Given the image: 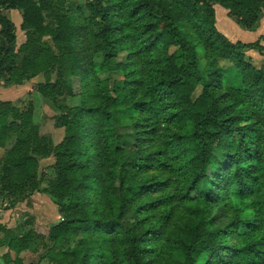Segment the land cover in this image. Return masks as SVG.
<instances>
[{
    "label": "trees",
    "instance_id": "16d2710c",
    "mask_svg": "<svg viewBox=\"0 0 264 264\" xmlns=\"http://www.w3.org/2000/svg\"><path fill=\"white\" fill-rule=\"evenodd\" d=\"M77 1L0 0V86L42 75L37 91L57 103L58 79L82 78L81 103L56 117L63 138L55 145L31 108L0 100V148L15 136L0 156V195L13 207L44 194L62 218L51 224L44 261L264 264V63L245 52L263 48L228 39L213 7L251 28L264 0ZM7 9L22 16L19 46ZM83 31L91 45L77 41ZM220 61L239 86L223 84ZM124 125L130 148L117 130ZM46 157L57 178L43 186ZM0 231V247L16 252L36 240L32 229Z\"/></svg>",
    "mask_w": 264,
    "mask_h": 264
},
{
    "label": "rangeland",
    "instance_id": "374dc122",
    "mask_svg": "<svg viewBox=\"0 0 264 264\" xmlns=\"http://www.w3.org/2000/svg\"><path fill=\"white\" fill-rule=\"evenodd\" d=\"M80 3V0L77 1ZM10 16L15 25L18 24L17 12L9 11L6 13ZM5 14V16H6ZM7 17V16H6ZM221 19V18H219ZM222 20V19H221ZM220 24V20H219ZM218 28V27H217ZM219 29V28H218ZM82 34V35H81ZM78 36L79 44L85 42L91 45L92 37L90 33L84 31ZM17 46L25 41V31L18 27L16 32ZM242 41H247V37H240ZM84 44V43H83ZM170 52L173 50L170 48ZM249 56V55H248ZM251 57V56H250ZM126 58V53L118 54L117 60L121 61ZM256 64L262 63L257 58L251 57ZM206 61L204 58L200 59L199 70L202 75L208 74L206 68ZM221 80L225 86H239V75L233 69L232 65L227 61H220ZM59 78L58 68L51 71L50 78L47 81L54 83ZM116 75H109L110 85L117 80ZM82 78L75 75L70 77H62L58 79L62 90V95L57 99V103H53L48 98L43 97L37 91L39 84H45L46 78L38 75L34 79L23 83V87L18 85H9L0 87V100H10L14 105L20 109L31 108L33 111V122L38 126L40 135L48 136L55 145L63 138V128L55 126L56 117L67 112L68 108H74L81 103L82 100ZM2 86V85H1ZM72 90L73 95H69L66 89ZM202 90L201 85H197L191 92L190 98L194 100L200 95ZM61 107V109L58 108ZM118 133L122 135L121 144L124 148H130L135 142L134 135L129 125L119 127ZM15 141V136H10L4 147L0 148V156H4ZM54 162L53 157H46L41 159L40 169L43 173L42 185L48 186L50 181L57 178V173L52 167ZM36 195V198H33ZM29 199L17 203L15 206H10L9 199L0 195V225L12 229L13 231L23 232L27 229H32L36 233V240L30 241L29 249L21 252H16L14 249L9 250L7 247H0V264H13L16 259H20L22 264H48L44 261L47 248L53 245V242L47 238V234L51 224L57 223L62 218L57 211V206L44 194L34 193ZM36 207V208H34ZM29 222V223H28ZM31 222V223H30ZM2 232L0 231V237ZM8 253V262L2 259L3 255Z\"/></svg>",
    "mask_w": 264,
    "mask_h": 264
},
{
    "label": "crops",
    "instance_id": "0c3cea01",
    "mask_svg": "<svg viewBox=\"0 0 264 264\" xmlns=\"http://www.w3.org/2000/svg\"><path fill=\"white\" fill-rule=\"evenodd\" d=\"M214 11H215V19H216V27L217 29L223 33L228 39L231 41H242L239 38L240 37H247V41H242L245 43L249 42H255L259 41L260 45L262 46L263 50L262 52L256 50V49H250L246 50V54L253 57L257 58L260 60L262 63H264V10H262L259 15L256 23L254 24L253 27L251 28H245L240 26L236 19L232 16L229 15V12L227 9L222 7L221 5L215 3L213 5ZM9 11L17 12L18 16V24L16 26V32L18 31V27L20 28L21 22H22V16L19 10L17 9H7L3 13L6 14ZM7 18H10L9 15H7ZM221 18V19H219ZM220 20V24H219ZM13 22V21H12ZM15 24V23H14ZM19 87H23L24 85H18ZM3 87V86H0ZM6 87V86H4ZM38 194V193H37ZM33 198H36V195H33ZM36 208V207H34Z\"/></svg>",
    "mask_w": 264,
    "mask_h": 264
}]
</instances>
